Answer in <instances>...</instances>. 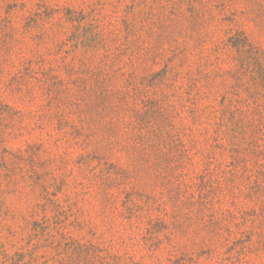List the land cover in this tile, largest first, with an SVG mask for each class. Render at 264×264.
I'll return each instance as SVG.
<instances>
[{
  "label": "rangeland",
  "instance_id": "1",
  "mask_svg": "<svg viewBox=\"0 0 264 264\" xmlns=\"http://www.w3.org/2000/svg\"><path fill=\"white\" fill-rule=\"evenodd\" d=\"M0 264H264V0H0Z\"/></svg>",
  "mask_w": 264,
  "mask_h": 264
}]
</instances>
